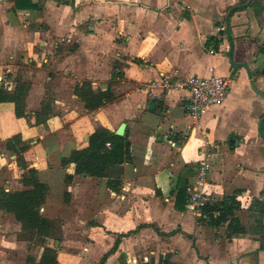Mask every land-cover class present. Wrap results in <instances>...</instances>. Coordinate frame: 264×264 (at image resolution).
I'll return each mask as SVG.
<instances>
[{
    "label": "crops",
    "instance_id": "crops-1",
    "mask_svg": "<svg viewBox=\"0 0 264 264\" xmlns=\"http://www.w3.org/2000/svg\"><path fill=\"white\" fill-rule=\"evenodd\" d=\"M246 1L0 0V83L9 91L18 81L27 86L23 116L13 102H0V185L23 188L25 170L6 146L19 135L23 159L49 189L40 211L61 217L63 236L47 239L57 264H157L161 253L178 264H264V144L256 140H264V98L245 68L232 72L224 30L228 10ZM230 30L234 60L247 64L264 91V0L235 9ZM212 36L218 49L215 39L207 43ZM210 74L228 77L230 86L198 124L186 115L185 91L143 90L161 77ZM83 82L109 88L113 98L85 108L75 93ZM122 122L132 159L121 165V184L78 174L66 181L73 165L63 167L62 159L87 146L98 128L115 133ZM205 140L210 170L199 184ZM198 185L210 202L225 195L240 201L243 232L202 219V206L189 205ZM178 186L187 187L182 208L174 205ZM20 232L0 210V264L39 261V246L24 258L31 244Z\"/></svg>",
    "mask_w": 264,
    "mask_h": 264
},
{
    "label": "trees",
    "instance_id": "trees-1",
    "mask_svg": "<svg viewBox=\"0 0 264 264\" xmlns=\"http://www.w3.org/2000/svg\"><path fill=\"white\" fill-rule=\"evenodd\" d=\"M224 33L221 30L220 33ZM215 39L213 36L208 39ZM220 40L215 39V49H218ZM27 86L19 82L14 90L9 91L0 83V102H13L15 114L24 115V97ZM75 93L84 103L85 108L93 110L113 98L110 89L102 91L93 89L87 82L75 87ZM45 117L36 116V121L42 122ZM16 143L19 146H12ZM109 142V146L106 143ZM7 149L17 154L18 164L25 170L20 181L23 188L15 191H6L0 185V210L10 213L21 225L19 237L27 240L32 246L42 248L39 261L33 264H57L56 249L47 245V239L56 240L58 228L54 219L42 214L41 206L45 203L48 194L47 184L39 181L37 170L30 167L23 159L21 153L26 145L20 141L19 135L8 139ZM130 142L127 134L117 135L106 127H101L92 132L88 137V144L84 148L74 149L68 157L61 161V165H73V172L65 175L66 181L70 180L73 174L88 175L91 177H107L108 186H119L121 184L122 163L131 161ZM115 184V185H114ZM187 196V187L178 186L174 205L178 208L184 207ZM241 208L240 201L234 195H225L221 200L207 201L201 207L202 219L209 226H217L225 221L232 234H239L244 231L239 225V217L236 211ZM137 264H154L138 262ZM157 264H178L171 259V253H161Z\"/></svg>",
    "mask_w": 264,
    "mask_h": 264
},
{
    "label": "built area",
    "instance_id": "built-area-1",
    "mask_svg": "<svg viewBox=\"0 0 264 264\" xmlns=\"http://www.w3.org/2000/svg\"><path fill=\"white\" fill-rule=\"evenodd\" d=\"M230 80L228 77L220 76L217 74H210L207 76L192 75L186 78L170 79L161 77L152 80L143 86L146 92H152L156 87L163 90H175L186 92V115L194 124H198L201 118L206 114L208 108L212 105L221 104L224 102ZM109 146V142L106 143ZM210 143L205 140L202 157L198 160L197 166V179L199 184L203 183L206 179L207 173L210 170ZM209 201L208 195L202 187L198 185L196 190L191 194L189 205L194 207H201Z\"/></svg>",
    "mask_w": 264,
    "mask_h": 264
},
{
    "label": "water",
    "instance_id": "water-1",
    "mask_svg": "<svg viewBox=\"0 0 264 264\" xmlns=\"http://www.w3.org/2000/svg\"><path fill=\"white\" fill-rule=\"evenodd\" d=\"M251 2V0H247L245 3L241 4V5H237V6H233L231 7L229 10H228V13L226 15V19H225V25H224V30L229 38V50H228V53H227V56H228V60H229V63L232 67V72L237 76L238 75V71H236L238 68L240 67H243L246 69L247 71V74H248V77H249V83H250V86L252 88V90L258 94L260 97L264 98V91H262L260 88H258L254 81L251 79V72L250 70L248 69L247 67V64L245 62H237L234 60L233 58V48H234V41H233V38H232V34H231V30H230V16L232 14V12L235 10V9H238V8H241V7H245L247 6L249 3ZM154 104L155 102L153 101H150L148 103V108L149 109H152L154 107ZM125 126H126V123L125 122H122L118 128L115 130V134L117 135H123L124 134V131H125ZM264 136V134H262Z\"/></svg>",
    "mask_w": 264,
    "mask_h": 264
},
{
    "label": "rangeland",
    "instance_id": "rangeland-1",
    "mask_svg": "<svg viewBox=\"0 0 264 264\" xmlns=\"http://www.w3.org/2000/svg\"><path fill=\"white\" fill-rule=\"evenodd\" d=\"M256 2L258 3V0H256ZM250 88V86L246 89L247 91L248 90H251V88ZM256 140H258V145L259 144H264V140H262V139H258V137L256 138ZM255 152H256V150H254ZM261 152H264V147H262V149H261V147L259 148V155L261 154V155H264V153H261ZM222 156V155H221ZM64 214V213H63ZM68 215V214H67ZM66 217V216H65ZM54 220H55V222H56V225H57V228H58V232H57V237H62L63 236V233H64V230L63 229H61V225H60V221H61V217H55V218H53ZM59 226V227H58ZM29 243V242H28ZM52 243V240H48V243H47V245L48 244H51ZM28 246V249L26 248V252H25V257L24 258H26V256H36L39 252H40V249H38V247L36 246H31V245H27ZM26 246V247H27Z\"/></svg>",
    "mask_w": 264,
    "mask_h": 264
}]
</instances>
